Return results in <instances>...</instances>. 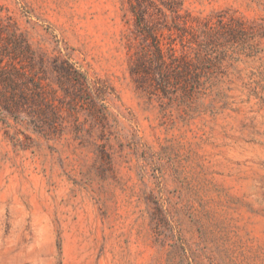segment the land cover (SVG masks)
<instances>
[{"label": "rangeland", "instance_id": "rangeland-1", "mask_svg": "<svg viewBox=\"0 0 264 264\" xmlns=\"http://www.w3.org/2000/svg\"><path fill=\"white\" fill-rule=\"evenodd\" d=\"M135 16L168 66L134 71ZM4 24L53 108L0 107V264H264V0H0V54Z\"/></svg>", "mask_w": 264, "mask_h": 264}, {"label": "trees", "instance_id": "trees-1", "mask_svg": "<svg viewBox=\"0 0 264 264\" xmlns=\"http://www.w3.org/2000/svg\"><path fill=\"white\" fill-rule=\"evenodd\" d=\"M137 32L144 41H151L153 49L150 53H144L137 57L134 71L145 62H155L160 68L168 66L164 58V53L160 47L159 36L156 29L146 21L145 16H135ZM6 33L0 54V107L5 111H14L22 103H33L34 101H42L49 108H53L47 98L46 85L44 78L39 75L38 70L44 69V62L33 51L22 33L15 31L9 32V25L4 24L2 27ZM171 54L169 58L171 63L180 61V67L187 64V60L181 56L175 57ZM9 57L10 61L3 63L4 57ZM65 66H69L67 61H62ZM170 63V64H171ZM63 69V68H62ZM180 73V72H179Z\"/></svg>", "mask_w": 264, "mask_h": 264}]
</instances>
